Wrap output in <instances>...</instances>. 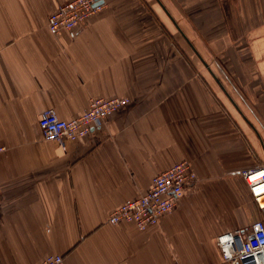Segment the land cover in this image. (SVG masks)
<instances>
[{
    "label": "crops",
    "instance_id": "obj_1",
    "mask_svg": "<svg viewBox=\"0 0 264 264\" xmlns=\"http://www.w3.org/2000/svg\"><path fill=\"white\" fill-rule=\"evenodd\" d=\"M67 0H0V264H230L215 237L264 217L241 171L264 166V0H99L76 33ZM129 103L80 141L38 120L92 98ZM197 181L157 225L110 223L158 173Z\"/></svg>",
    "mask_w": 264,
    "mask_h": 264
},
{
    "label": "built area",
    "instance_id": "obj_2",
    "mask_svg": "<svg viewBox=\"0 0 264 264\" xmlns=\"http://www.w3.org/2000/svg\"><path fill=\"white\" fill-rule=\"evenodd\" d=\"M104 6L99 0H67L50 13L47 29L54 36L63 32L78 33L84 21ZM129 103L126 96L92 98L81 114L61 119L52 108L44 109L38 127L44 140L80 141L97 128L106 117L123 109ZM4 147H0V152ZM249 194L264 213V166L241 171ZM197 181L195 172L186 160L180 161L153 177L146 192L128 199L112 211L110 223L127 221L144 230L157 225L161 217L171 211L184 189ZM215 245L222 260L230 264H264V217L255 220L246 229H234L215 237ZM63 256L49 254L37 264H62Z\"/></svg>",
    "mask_w": 264,
    "mask_h": 264
}]
</instances>
